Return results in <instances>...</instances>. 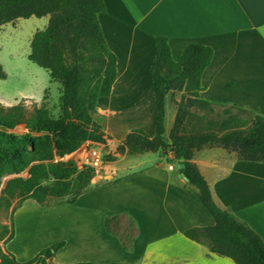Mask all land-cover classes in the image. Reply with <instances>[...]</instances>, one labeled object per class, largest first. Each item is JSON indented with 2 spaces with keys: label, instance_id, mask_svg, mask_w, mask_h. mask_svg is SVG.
I'll list each match as a JSON object with an SVG mask.
<instances>
[{
  "label": "trees",
  "instance_id": "1",
  "mask_svg": "<svg viewBox=\"0 0 264 264\" xmlns=\"http://www.w3.org/2000/svg\"><path fill=\"white\" fill-rule=\"evenodd\" d=\"M107 12L104 0H0V28L20 19L49 17L48 26L31 41L29 60L45 69L54 83L61 85L60 113L52 115L46 107L33 111L22 103L0 104V181L6 174L17 175L2 190L0 210H8L32 199L41 206L74 204L95 177L91 166L79 168L75 160L62 161L87 142L106 144L107 136L93 114L101 98L112 95L117 77V57L109 49L99 21ZM214 50L198 43L189 44L181 59L174 61L169 40L156 39V60L152 67L155 83L157 123L150 138L143 130L132 131L118 147L120 154L146 152L172 153L182 166L180 173L196 196L215 218V225L193 227L184 235L205 246L211 254L226 257L235 264H264V241L231 211L214 201L207 181L193 163L196 151L221 147L236 152L243 161L264 163V115L233 105L217 114L216 103L201 99L202 76L211 65ZM7 75L0 64V79ZM182 93L176 101L177 113L169 138L166 137V98ZM216 114V115H215ZM25 132H16L18 127ZM27 173L28 177L20 176ZM56 200V203H51ZM119 216L107 217V231L117 236L111 225ZM131 220L125 233L118 235L130 251L136 238ZM13 228L3 226L0 240L4 245L14 238ZM65 246L57 243L36 257L20 263L0 244V264H48ZM76 264H123L81 262Z\"/></svg>",
  "mask_w": 264,
  "mask_h": 264
},
{
  "label": "crops",
  "instance_id": "2",
  "mask_svg": "<svg viewBox=\"0 0 264 264\" xmlns=\"http://www.w3.org/2000/svg\"><path fill=\"white\" fill-rule=\"evenodd\" d=\"M104 1L107 12L99 15V21L107 45L117 57V77L112 95L99 100L93 117L103 127L109 144L120 146L134 130H143L150 138L155 136L157 107L152 67L158 37L169 40L174 61L181 59L191 43L214 50L213 61L202 76L201 99L236 105L255 115H264V0ZM33 18L36 17L27 20ZM38 20H45L43 29L37 28L32 39L49 24V17ZM181 98L182 93L169 94L166 98V134L172 130L177 113L175 102ZM168 104L175 109L171 117ZM77 152L71 154V158ZM165 156L171 160L168 167L154 162L132 179H148L147 202L149 200L151 205L148 203V210L136 207L132 214L137 225L132 230L136 238L130 251L124 249L117 236L107 231L105 220L109 215L100 213L97 232L87 233L83 240H61L65 246L51 261L58 260L62 264H235L229 258L211 254L205 246L184 235L193 227L215 225V218L198 197L183 186L188 182L172 153ZM193 163L207 181L215 203L247 223L264 241V163L243 161L236 152L221 147L196 151ZM109 168L104 175L92 180L74 204L68 205H75L92 194L94 185L100 183L102 188L122 179L120 167ZM176 169L179 182L171 179ZM108 177V181L100 182ZM158 179L165 185L159 199L154 194ZM4 248L7 250L6 245Z\"/></svg>",
  "mask_w": 264,
  "mask_h": 264
},
{
  "label": "rangeland",
  "instance_id": "3",
  "mask_svg": "<svg viewBox=\"0 0 264 264\" xmlns=\"http://www.w3.org/2000/svg\"><path fill=\"white\" fill-rule=\"evenodd\" d=\"M44 22L45 20L39 22L38 18L32 20L20 19L17 23L6 24L1 28L0 64L7 78L0 79V104L14 106L22 103L29 111H33L35 107L44 106L50 110L52 115L57 117L60 113L61 85L52 82L49 73L45 69L29 60L33 32L37 28L43 29ZM167 107L169 117H171L175 109L171 104H168ZM215 109L217 114H223L225 110L229 109L233 113H237L233 109V105L228 103H216ZM248 115L252 116L253 113ZM16 132L19 134L24 133V127H18ZM169 135L170 130L167 131L166 137L169 138ZM118 147L108 142L104 145L91 142L85 143L73 158H71V155H67L61 159L62 161L75 160L79 168L84 166L93 167L96 172L93 179L104 175L106 171H109L110 166L120 167L119 176L122 178L120 181L118 180L102 188L100 183L94 185L92 188L95 191L79 200L77 204L41 206L36 201L29 199L12 214L18 206L16 200L10 209L5 210L3 208L0 210V234L3 226H8L9 229L13 228L14 239L9 243L10 245L8 244L9 246L6 244V248L15 255L20 263L30 261L40 253L39 250L51 247L61 242V240L67 241L68 238L73 241L83 240L87 237V233L97 232L100 213H107L109 217L119 216V219L111 225L112 231L118 236L129 229L131 220L137 222L132 215L136 207H144L148 210L149 200L147 202L148 194L146 190L149 186L147 184L148 179L143 178L141 180L140 178L134 181L132 179L154 162L168 167L171 160L162 153L150 152L148 155L140 156H138L139 154L131 155L127 152L120 154L117 151ZM97 158H100L99 163L95 161ZM20 176L26 178L28 174L25 172ZM15 177L17 175L12 174H6L2 177L0 197L7 182ZM171 179L173 182L175 180L179 182L178 169L171 173ZM108 180L109 177L100 182L103 183ZM160 182L161 179H158L154 188L155 197H158V199L165 186L164 184L161 185ZM183 186L196 195L194 188H191L188 184ZM56 202V200H51V203ZM133 229H136L135 225L131 231ZM59 238H61L60 241ZM4 241L5 239L0 240L3 248ZM63 256L66 257L67 253L65 252ZM48 264L62 263L57 260L56 263L49 261Z\"/></svg>",
  "mask_w": 264,
  "mask_h": 264
},
{
  "label": "built area",
  "instance_id": "4",
  "mask_svg": "<svg viewBox=\"0 0 264 264\" xmlns=\"http://www.w3.org/2000/svg\"><path fill=\"white\" fill-rule=\"evenodd\" d=\"M95 161H96V163H99L100 162V158H97ZM170 169L172 170V169H174V167L170 166Z\"/></svg>",
  "mask_w": 264,
  "mask_h": 264
},
{
  "label": "water",
  "instance_id": "5",
  "mask_svg": "<svg viewBox=\"0 0 264 264\" xmlns=\"http://www.w3.org/2000/svg\"><path fill=\"white\" fill-rule=\"evenodd\" d=\"M182 168V166L181 165H179L178 166V169H181ZM183 178H184V180L186 181V182H188V179L183 175Z\"/></svg>",
  "mask_w": 264,
  "mask_h": 264
}]
</instances>
